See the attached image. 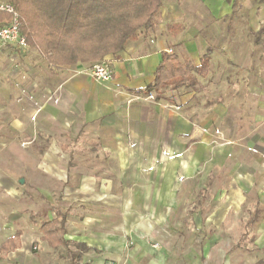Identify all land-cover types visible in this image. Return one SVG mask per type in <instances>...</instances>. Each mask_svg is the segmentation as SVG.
Listing matches in <instances>:
<instances>
[{
    "label": "crops",
    "instance_id": "crops-1",
    "mask_svg": "<svg viewBox=\"0 0 264 264\" xmlns=\"http://www.w3.org/2000/svg\"><path fill=\"white\" fill-rule=\"evenodd\" d=\"M22 51L38 52L39 56L37 59L36 54L31 53L33 58L26 60L31 68L21 81L6 75L5 83H0V122H6V127L0 126V147H15L19 137L28 138L29 145L35 139L31 133L37 131L30 125L31 116H38L40 126L41 122L53 120L61 125L62 117L68 116L69 129L73 131L69 138L72 145L89 147L87 157L91 161L118 164V180L106 179L105 175L88 170L87 178L94 185L93 190L86 191L93 194L100 210H109L106 207L109 203L105 204L104 200L110 190H178L182 187L180 179L191 176L194 164H207L210 157L213 158L207 157L208 149L204 158L197 157L193 148L204 151L211 146L214 126L229 121L225 118V107L245 109L244 114L255 116L252 131L261 133L254 137L248 134L246 139L240 140L235 138L237 126L231 129L230 144L247 147L246 162L252 160L253 165L247 166L244 183L232 174L224 190L253 186L258 172L254 164H264V0H161L152 27L139 29L135 38L128 40L119 52L104 57L112 71V78L105 82L80 71L94 62L53 66L36 48L28 45ZM165 53L178 54L195 65L207 54V74L195 75L201 84L198 90L182 86L167 87L158 93L137 92L153 83ZM37 61L39 64L35 65ZM243 81L246 90L241 97L238 87ZM149 94L151 97L147 96ZM18 99H22L21 103L16 102ZM38 131L45 135L52 132L54 139L59 130L52 131L44 125ZM56 141L49 146L60 151L61 143ZM221 147H215L214 157ZM56 156L48 152L43 161L57 162ZM76 157L79 160V156ZM131 163L135 166L130 175L141 181H134L138 182L134 186L127 183L124 186L119 179ZM146 169L149 172L144 171ZM262 171L260 178L264 184V168ZM56 173L62 178V174ZM75 189L79 200V191L83 190ZM56 218L57 236L50 243L41 225ZM65 220L67 224L74 222ZM65 220L61 224L60 216L56 215L42 222L39 226L42 247L55 250L63 246L70 258H83L84 264H113L112 260L121 258L126 239L117 233L119 229L112 227L127 226L126 219L112 224L106 216L84 217L78 220L77 227L82 228L78 234H68ZM16 231L21 233L18 247L7 253L28 249L21 239V230ZM137 243L131 256L139 261L145 250L141 240ZM157 258L149 264H159Z\"/></svg>",
    "mask_w": 264,
    "mask_h": 264
},
{
    "label": "rangeland",
    "instance_id": "rangeland-1",
    "mask_svg": "<svg viewBox=\"0 0 264 264\" xmlns=\"http://www.w3.org/2000/svg\"><path fill=\"white\" fill-rule=\"evenodd\" d=\"M31 53H35L38 59V52ZM31 53L13 46L1 49L0 83H5L6 75L21 81L31 68L26 62L33 58ZM90 69L91 66L80 71ZM245 81L239 83L238 95L241 97L246 90ZM198 83L196 78L192 86L194 90L201 87ZM21 101L16 100L17 103ZM242 110L246 111L225 107V118L229 121L214 126L211 146L204 151L193 148L197 157L204 158L208 149L207 157L213 158L210 157L207 164L197 162L191 176L179 178L184 184L182 187L178 190H110L104 200L105 204L109 203L106 206L108 211L100 210L93 194L86 191L93 190L94 185L87 173L90 174L89 169L95 170L106 179L115 180L118 164L91 161L87 157L89 147L72 145L69 138L73 131L70 132L68 116L62 117L61 125L53 120L41 122V126L38 116H31L30 125L37 130L31 133L35 139L27 145L28 138L19 137L16 139L19 144L16 143L15 147H0V242L19 229L28 249L4 254L0 257V264H84L83 258H70L63 246L55 250L42 247L39 226L56 215L60 216L61 224L65 219L74 220L68 224L65 220L68 234L82 231L77 226L78 220L84 217L106 216L112 224L126 219L127 226L112 227L119 229L117 233L126 239V249L119 260H112L113 264H149L157 257L159 264H264V184L260 178L264 164H254L258 172L251 188L224 190L232 174L239 176V181L244 183L247 166L253 165L252 160L246 162L247 147L230 144L231 129L237 126L235 138L240 140L246 139L248 134L254 137L261 133L252 131L255 116L244 114ZM1 125L6 127V122H0ZM44 125L52 131L59 130L54 139L52 132V135L50 132L45 135L38 131ZM218 129H222L221 132ZM55 140L61 143L60 151L49 146ZM220 145L218 156L214 157L215 147ZM48 152L57 155V162L43 161ZM134 166L131 163L122 172L119 179L122 185L134 186L138 183L134 181H141L131 176ZM48 167H52V171ZM56 172L62 174V178ZM75 188L83 190L79 191V200ZM137 240L142 241L145 250L139 261L131 256L132 249L139 244ZM158 252L163 257L157 256Z\"/></svg>",
    "mask_w": 264,
    "mask_h": 264
},
{
    "label": "trees",
    "instance_id": "trees-1",
    "mask_svg": "<svg viewBox=\"0 0 264 264\" xmlns=\"http://www.w3.org/2000/svg\"><path fill=\"white\" fill-rule=\"evenodd\" d=\"M20 15L27 44L53 65L97 62L119 52L139 29L150 28L161 0H11ZM0 11V22L8 18ZM207 54L199 65L175 53L163 54L155 79L137 92L192 87L195 75L207 74ZM57 218L41 225L48 240L57 236ZM61 230V228L59 229ZM20 232L0 243V256L18 247Z\"/></svg>",
    "mask_w": 264,
    "mask_h": 264
},
{
    "label": "built area",
    "instance_id": "built-area-1",
    "mask_svg": "<svg viewBox=\"0 0 264 264\" xmlns=\"http://www.w3.org/2000/svg\"><path fill=\"white\" fill-rule=\"evenodd\" d=\"M0 11L8 14V18L0 22V50L6 46H13L20 50L28 48L25 35L20 31V15L11 0H0ZM94 80L105 82L112 78V71L106 60L94 62L87 71ZM151 97V95H147Z\"/></svg>",
    "mask_w": 264,
    "mask_h": 264
}]
</instances>
